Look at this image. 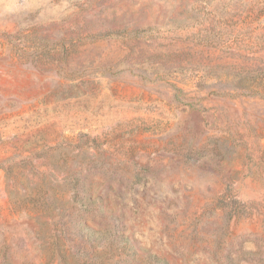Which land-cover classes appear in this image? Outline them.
I'll return each instance as SVG.
<instances>
[{"label": "rangeland", "instance_id": "1", "mask_svg": "<svg viewBox=\"0 0 264 264\" xmlns=\"http://www.w3.org/2000/svg\"><path fill=\"white\" fill-rule=\"evenodd\" d=\"M254 85L264 0H0V264H264Z\"/></svg>", "mask_w": 264, "mask_h": 264}, {"label": "trees", "instance_id": "2", "mask_svg": "<svg viewBox=\"0 0 264 264\" xmlns=\"http://www.w3.org/2000/svg\"><path fill=\"white\" fill-rule=\"evenodd\" d=\"M263 90H264V86L261 85H254L248 88V92L250 93H261Z\"/></svg>", "mask_w": 264, "mask_h": 264}]
</instances>
